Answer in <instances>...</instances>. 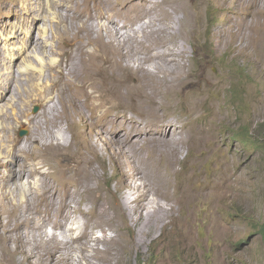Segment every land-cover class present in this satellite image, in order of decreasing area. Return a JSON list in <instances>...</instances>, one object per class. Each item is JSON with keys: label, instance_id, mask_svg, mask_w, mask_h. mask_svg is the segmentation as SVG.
I'll list each match as a JSON object with an SVG mask.
<instances>
[{"label": "rangeland", "instance_id": "374dc122", "mask_svg": "<svg viewBox=\"0 0 264 264\" xmlns=\"http://www.w3.org/2000/svg\"><path fill=\"white\" fill-rule=\"evenodd\" d=\"M247 4L250 6L245 7ZM251 4L257 8L255 12ZM147 5L144 26L152 45L150 52L163 54L165 60L171 61L162 70L154 67L156 59L147 61L146 66L161 76L167 74L168 80L187 67L188 80L177 87L173 101L157 100L161 96L150 92L148 96L155 98L154 104L133 102L130 106L119 105L112 112L124 123L116 133L123 129L129 133L127 119L131 118L142 125L143 133L154 136L140 142L129 134V147L117 148L115 155L111 154L114 145L99 143L106 165L100 185L112 192L114 204L124 206L130 199L127 204L139 207L142 215L134 226L135 235L118 229L125 239L137 237L135 247L127 248L121 239L113 242L111 254L106 255L107 264H264L263 242L257 231L258 223L264 219V0H148ZM44 13V26L51 30L49 21L55 15L48 10ZM0 20L14 21L12 14L5 12ZM95 20L93 26L97 29L100 20ZM122 33L132 35V30L125 28ZM36 34L42 38L41 31ZM48 41L57 43L54 38ZM48 58L57 60L59 56L55 53L45 57L47 61ZM8 62L4 53L0 57L2 79L10 72ZM44 78L45 81H35L48 84L47 76ZM14 90L6 97L8 101H2L8 102L6 106L2 104L7 108L3 110H14L12 104H22ZM148 96L143 98L150 99ZM101 104L96 118L110 105ZM42 107L33 99L27 111L30 116H38ZM116 122L118 127L121 122ZM21 123L16 122L11 133L23 141L32 128L25 119ZM68 127L66 139L73 141L77 135V141H81L88 134L94 141L81 123ZM20 130L26 133L20 135ZM114 157L118 167L114 166ZM98 162L95 164L102 172ZM47 177L60 185L56 176ZM135 187L140 190L137 192ZM133 216L136 219L137 213ZM111 222L115 224L116 218ZM119 222L120 226L122 221ZM96 224L93 217L92 227L86 229L92 237L119 233L107 226L100 227L101 231ZM46 230L49 233L50 229ZM23 234L33 240L32 259L43 251L42 246L37 237ZM73 255V264H77L78 253ZM14 257L16 264H28L24 255ZM92 263L98 264L95 259Z\"/></svg>", "mask_w": 264, "mask_h": 264}, {"label": "bare ground", "instance_id": "6f19581e", "mask_svg": "<svg viewBox=\"0 0 264 264\" xmlns=\"http://www.w3.org/2000/svg\"><path fill=\"white\" fill-rule=\"evenodd\" d=\"M147 1L0 0V15L11 13L14 20L8 23L0 20V57L4 53L7 55V68L10 69L4 79L3 73L0 76V264H16L14 256L18 253L25 256L28 264H73L74 252L78 253L77 264H93L92 259L98 264H107L106 255L111 254L113 242L121 239L127 248L135 247L137 237L130 235L125 239L118 229L133 231L135 235L134 226L142 215L138 213L139 207L127 204L130 199L125 200L124 206L114 204L112 192L100 185L106 165L99 143L114 145L111 154L115 155L117 148L129 147L126 145L129 134L140 142L152 138L154 134L143 133L142 125L131 118L127 119L129 133L124 129L121 134L116 133L124 123L113 115L114 108L139 101L154 104L156 100L148 96L150 92L161 96L157 100L173 101L177 87L188 80L189 71L187 67V70H178L168 80L167 74L161 76L155 73L156 69L152 72L146 66L147 61L156 59L154 67L162 70L171 61L165 60L163 54L150 52L152 45L144 26L149 10ZM47 10L55 15L50 21L48 18L51 30L44 26L43 13ZM95 19L100 20L97 29L93 26ZM136 24L138 28L134 29ZM125 28H131L132 35L123 34ZM36 31L44 34L42 38ZM53 38L57 41L55 45L48 41ZM18 44L20 46L15 47ZM89 45L93 47L90 50L87 49ZM55 53L59 59H45ZM134 55L137 57L133 58ZM22 63L24 67H19ZM43 74L47 76V85L35 81L43 79ZM42 79L40 82L46 78ZM104 85L108 90H104ZM13 88L22 104H12L14 110H3L2 101L11 95ZM143 96L150 99L145 100ZM33 99L43 104L38 116H30L27 111ZM101 103L110 105L96 118ZM121 118L126 119L125 116ZM23 119L31 124L32 132L22 141L11 130ZM116 121L120 123L118 127ZM78 123L90 131L94 141L88 134L81 141H77V135L73 141L66 139L68 126ZM119 165L114 157V166ZM47 174L56 176L60 185L50 181ZM135 188L137 192L140 190V187ZM78 193L80 196L76 197ZM93 217L99 229L107 226L119 233L92 237L86 229L92 227L90 219ZM114 218L115 224L111 222ZM119 221H122L120 226ZM20 229L31 238L37 237L42 246L43 251L32 259L33 240H28Z\"/></svg>", "mask_w": 264, "mask_h": 264}, {"label": "trees", "instance_id": "16d2710c", "mask_svg": "<svg viewBox=\"0 0 264 264\" xmlns=\"http://www.w3.org/2000/svg\"><path fill=\"white\" fill-rule=\"evenodd\" d=\"M257 231L260 234V237H261L262 242H263V248H264V219L258 223Z\"/></svg>", "mask_w": 264, "mask_h": 264}, {"label": "water", "instance_id": "95a60500", "mask_svg": "<svg viewBox=\"0 0 264 264\" xmlns=\"http://www.w3.org/2000/svg\"><path fill=\"white\" fill-rule=\"evenodd\" d=\"M35 110H36V108H35ZM25 133H26L25 130H20V132H19L20 135H24Z\"/></svg>", "mask_w": 264, "mask_h": 264}]
</instances>
